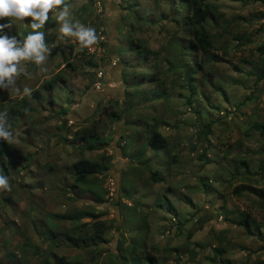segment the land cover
<instances>
[{
  "label": "rangeland",
  "instance_id": "rangeland-1",
  "mask_svg": "<svg viewBox=\"0 0 264 264\" xmlns=\"http://www.w3.org/2000/svg\"><path fill=\"white\" fill-rule=\"evenodd\" d=\"M67 2L76 5L71 21L94 28L98 42L82 55L74 38H58L53 10L52 24L40 29L50 49L47 71L23 61L32 75L18 76L17 84L33 92L58 73L65 83L56 81L38 99L0 90V112L17 108L22 98L33 108L10 122L14 143L0 139V175L10 185L0 188V264H56L78 255L91 264L63 237L76 225L63 217L77 211L108 225L97 264H113L140 242L143 254L162 264H264V54L258 51L264 2L211 0L222 17L207 24L214 41L207 55L187 48L189 12L182 0ZM11 23L10 36L23 31L17 36L23 39L31 31ZM129 40L144 46V54L130 51ZM90 59L94 67L87 66ZM106 108L121 116L100 117ZM94 122L100 139L95 151L84 152L74 133ZM153 123L168 144L156 157L145 143ZM102 154L109 170L91 180L105 202L76 191L70 173L76 161ZM157 166L160 183L149 179ZM238 185L248 190L236 194ZM242 213L257 223L250 231L225 220ZM90 221L84 217L78 225ZM50 229L62 234L52 238ZM217 247L226 252L214 263Z\"/></svg>",
  "mask_w": 264,
  "mask_h": 264
},
{
  "label": "trees",
  "instance_id": "trees-1",
  "mask_svg": "<svg viewBox=\"0 0 264 264\" xmlns=\"http://www.w3.org/2000/svg\"><path fill=\"white\" fill-rule=\"evenodd\" d=\"M264 2V0H258ZM69 3V2H68ZM182 5L188 8L189 16H188V30L187 33L191 37L189 41H187V48H190L194 53H206V55L210 52V49H213V37H211V33L208 29L207 24L209 21H213L214 23L219 21L222 17V14L219 12V6L211 2V0H182ZM48 25L52 24L51 19L47 21ZM26 30V29H25ZM27 31V30H26ZM23 31L17 32V35ZM24 33V32H23ZM26 36V34H24ZM18 38V37H17ZM137 42H134L133 40L128 41V48L130 51H135L137 55L144 54V46H141L140 44H136ZM260 54H264V46H261L258 49ZM86 53L85 50L81 51V54L84 55ZM205 57H203V60H205ZM214 57V55H213ZM212 58V57H211ZM198 61L196 60V65H198ZM88 67H94V61L92 59L87 62ZM71 68H74L71 65ZM264 71V70H262ZM263 78L264 72L261 74ZM261 78L258 79L257 82L261 80ZM150 81L154 80V75L152 74L149 76ZM58 81L62 84L65 83V80L62 76V73H58L51 81H45L43 82L39 89L31 92V97L33 98H40L41 91L50 92L52 90L53 84ZM51 102V101H50ZM33 110L32 107H30L29 102L26 100V98H22L21 101H19L17 108L11 106L8 109V123L18 118L22 113L31 112ZM108 108L103 109L102 113H99V116H107L110 118L109 120L112 121L113 118H119L121 116V113H118L116 110L108 111ZM96 122L92 123L90 127L80 129L74 133V138L77 139L80 143L83 151L87 152H93L95 151V143L99 142V135L97 133V127ZM264 124L260 126V129L263 128ZM146 146L149 150H151L153 154V157L159 156L162 152L165 153V151L168 149L167 139L165 136L161 135L159 131L156 128V123H153L149 125V131L146 135ZM5 149H0V155L5 153ZM150 161L151 158L149 157ZM4 165L3 163H1ZM242 165L246 168L249 163L245 160L242 161ZM159 166L155 168L154 170L149 171V179L152 180V182H163L164 178L161 176L159 170ZM53 170L51 167H48V171ZM109 170V159L106 156V154H102L98 157L97 160H90V159H80L73 163L70 167V173L72 174L73 179V188L79 191H89V193L95 194L97 196V199L100 202H105L103 198H101L100 194H98L97 188H99L100 184H94V182L91 179L97 180L98 176L103 174L104 172ZM7 172V170L5 169ZM246 186L238 185L235 188H233L234 193L236 194H242L246 192L248 189H245ZM261 193L264 194V190L261 191ZM90 218L91 221L88 224H80L78 225L81 220L84 218ZM173 217H176V215H173ZM71 222H74L73 224H76L75 227H72L71 230H67L66 233H63V237L66 241L70 242L73 247L80 248L84 251L86 255L90 257V259L93 261L91 264H97L98 259L101 257V253L98 249L99 245L101 243L105 242L104 234L108 230V225L105 221L100 220V217L97 215L92 214L91 212L83 213V212H76L73 216H65L63 217ZM236 224L244 227L247 230H251L250 227L257 225V223H254L253 220H250L249 215L246 213L240 214L239 218L235 221L231 219ZM51 233L52 238L59 237L62 233H55L54 229H50L48 231ZM143 247L144 245L142 242L139 244H133L130 249V253L126 254L125 252H122L119 254V256L115 257L113 264H162L159 263L158 260H156L155 257L149 255H144L143 253ZM216 254L212 256L211 260L215 262H220L223 253L226 252L224 248H216ZM83 257L76 256L73 261L68 260L65 257H59L56 259V264H89L85 262H81Z\"/></svg>",
  "mask_w": 264,
  "mask_h": 264
},
{
  "label": "clouds",
  "instance_id": "clouds-1",
  "mask_svg": "<svg viewBox=\"0 0 264 264\" xmlns=\"http://www.w3.org/2000/svg\"><path fill=\"white\" fill-rule=\"evenodd\" d=\"M75 4L67 0H0V20L8 19L9 23H0V90L9 95L20 97L31 96V89L24 87L22 90L17 84V77L24 75L31 77L26 71L23 61L30 62L39 67L41 72H46L43 67L50 53L45 42V33L40 31L49 20V13L58 10L56 22L59 25L58 38H74L80 50L95 45L100 37L92 27H86L78 21L73 23L70 15ZM26 18H31L30 23L25 24ZM11 20L24 23L31 31L23 38L10 36L5 29L13 28ZM7 110L0 112V139L8 143H14L15 138L9 130ZM0 188L10 190L8 178L0 175Z\"/></svg>",
  "mask_w": 264,
  "mask_h": 264
},
{
  "label": "built area",
  "instance_id": "built-area-1",
  "mask_svg": "<svg viewBox=\"0 0 264 264\" xmlns=\"http://www.w3.org/2000/svg\"><path fill=\"white\" fill-rule=\"evenodd\" d=\"M99 79H101V75L100 74H98V76H97V83H96V89H99L100 88V86H101V84H100V82H99Z\"/></svg>",
  "mask_w": 264,
  "mask_h": 264
},
{
  "label": "crops",
  "instance_id": "crops-1",
  "mask_svg": "<svg viewBox=\"0 0 264 264\" xmlns=\"http://www.w3.org/2000/svg\"><path fill=\"white\" fill-rule=\"evenodd\" d=\"M106 79V78H105ZM161 128H162V126H161ZM161 135H163V134H161ZM164 136V135H163ZM223 215H225V214H223ZM225 218H227V219H225L227 222H232V220H230V219H228V217L225 215Z\"/></svg>",
  "mask_w": 264,
  "mask_h": 264
}]
</instances>
